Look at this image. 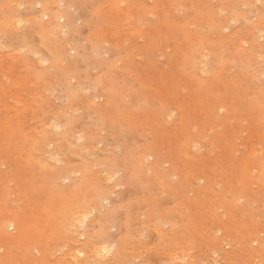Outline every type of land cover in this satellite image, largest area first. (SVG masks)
Here are the masks:
<instances>
[{"label": "rangeland", "instance_id": "rangeland-1", "mask_svg": "<svg viewBox=\"0 0 264 264\" xmlns=\"http://www.w3.org/2000/svg\"><path fill=\"white\" fill-rule=\"evenodd\" d=\"M262 166L264 0H0V264H264Z\"/></svg>", "mask_w": 264, "mask_h": 264}, {"label": "bare ground", "instance_id": "bare-ground-1", "mask_svg": "<svg viewBox=\"0 0 264 264\" xmlns=\"http://www.w3.org/2000/svg\"><path fill=\"white\" fill-rule=\"evenodd\" d=\"M60 6V5H59ZM4 9V8H3ZM7 11V10H6ZM61 17V16H60ZM7 20V19H6ZM14 20V19H13ZM223 21V20H222ZM220 23H222V22H220ZM8 24V23H7ZM132 24V23H131ZM218 24V23H217ZM224 24V23H223ZM221 25V24H220ZM226 26V25H225ZM219 27V26H218ZM217 28V27H216ZM224 28V27H223ZM222 28V29H223ZM222 29H220V30H222ZM202 33H204V32H202ZM214 33V32H213ZM189 35V34H188ZM208 35V34H207ZM212 35H214V34H212ZM208 37V36H207ZM210 37V36H209ZM213 37V36H212ZM209 39V38H208ZM211 39V38H210ZM213 39V38H212ZM218 39V38H217ZM214 40V39H213ZM211 41V40H210ZM231 41V40H230ZM250 45V44H249ZM230 46V45H229ZM202 47V46H201ZM204 47V46H203ZM214 48V47H213ZM213 48H210V49H213ZM220 48V47H219ZM168 49V48H167ZM187 49V48H186ZM205 49H207V48H205ZM199 50V49H198ZM197 50V51H198ZM217 50V49H216ZM187 51V50H186ZM207 51V50H206ZM205 51V52H206ZM214 51H215V49H214ZM254 51V50H253ZM210 53V52H209ZM213 53V52H212ZM195 54V53H194ZM201 54V53H200ZM251 54V53H250ZM198 55V54H197ZM200 56V55H199ZM201 56H203V55H201ZM199 59V58H198ZM201 59V58H200ZM202 60H203V58H202ZM240 60V59H239ZM194 61V60H193ZM202 65V64H201ZM196 66H197V64H196ZM200 66V65H199ZM192 70V69H191ZM195 70V69H194ZM196 72V71H195ZM198 72V71H197ZM197 75V74H196ZM198 76V75H197ZM200 78V77H199ZM202 78V77H201ZM228 79V78H227ZM205 80V79H204ZM206 81V80H205ZM251 104V103H250ZM58 141V140H57ZM51 143V142H50ZM71 151V150H70ZM46 158V157H45ZM263 167V170L262 171H264V166H262ZM167 175V174H166ZM181 187V186H180ZM99 195H100V193H96L94 196H95V198L96 197H99ZM75 212H77V211H75ZM74 212V213H75ZM67 213V211L66 212H64L63 214H66ZM84 217V216H83ZM80 219V218H79ZM86 219V218H85ZM13 226H14V223H11V226L10 227H12L13 228ZM63 233L61 234V235H64V234H66V232L64 231V229H63V231H62ZM11 240H13L14 241V239H11ZM194 240V239H193ZM193 240H192V242H193ZM12 242V241H11ZM191 244H193V243H191ZM181 245V244H180ZM182 246V245H181ZM97 250H98V252L97 253H100V254H103V253H105V254H107V253H109L111 250H112V248H108V247H99V248H97ZM73 255L74 256H76V257H80V256H83L84 255V252L83 251H77V252H75V253H73ZM261 255V254H260ZM101 258V257H100ZM255 263V262H254Z\"/></svg>", "mask_w": 264, "mask_h": 264}]
</instances>
